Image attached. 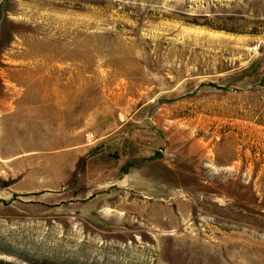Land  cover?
<instances>
[{
  "label": "rangeland",
  "instance_id": "obj_1",
  "mask_svg": "<svg viewBox=\"0 0 264 264\" xmlns=\"http://www.w3.org/2000/svg\"><path fill=\"white\" fill-rule=\"evenodd\" d=\"M0 264H264V0H0Z\"/></svg>",
  "mask_w": 264,
  "mask_h": 264
}]
</instances>
